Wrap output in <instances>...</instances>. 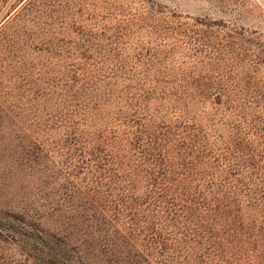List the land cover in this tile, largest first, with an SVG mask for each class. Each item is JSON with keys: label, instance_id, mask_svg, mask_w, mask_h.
I'll return each mask as SVG.
<instances>
[{"label": "trees", "instance_id": "16d2710c", "mask_svg": "<svg viewBox=\"0 0 264 264\" xmlns=\"http://www.w3.org/2000/svg\"><path fill=\"white\" fill-rule=\"evenodd\" d=\"M143 2L0 31V68L36 71L39 124L83 175L57 230L0 212V264H264V40Z\"/></svg>", "mask_w": 264, "mask_h": 264}, {"label": "rangeland", "instance_id": "374dc122", "mask_svg": "<svg viewBox=\"0 0 264 264\" xmlns=\"http://www.w3.org/2000/svg\"><path fill=\"white\" fill-rule=\"evenodd\" d=\"M25 1L0 0V31L14 29L21 18L63 16L55 11L65 12L61 10L70 7H85L98 12L104 0H28L29 7L39 12L19 16V9ZM117 1L128 4L139 13L146 4L143 0ZM151 1L182 16L206 17L244 28L264 40V0ZM37 76L33 70L26 81L11 82L7 68H0V212H24L31 217H43L46 228L57 230L65 225L64 214L68 215L70 211L67 203L62 208L57 207L58 193L64 188V198L66 190L69 192L72 187L81 186L83 175L74 172V160L68 159L67 151H52L57 137L39 124L51 110L49 106L43 109L41 97L26 92L29 81L34 83ZM39 143L49 149L43 159L38 153H32ZM45 167L46 170L42 171ZM55 209H61V212L57 213ZM6 252L9 256L18 255L15 247H9Z\"/></svg>", "mask_w": 264, "mask_h": 264}]
</instances>
